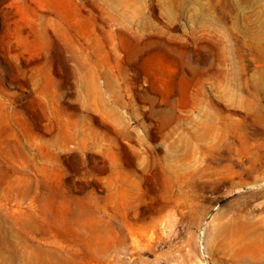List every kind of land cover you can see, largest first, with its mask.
<instances>
[{
  "label": "rangeland",
  "instance_id": "obj_1",
  "mask_svg": "<svg viewBox=\"0 0 264 264\" xmlns=\"http://www.w3.org/2000/svg\"><path fill=\"white\" fill-rule=\"evenodd\" d=\"M263 229L264 0H0V264H264Z\"/></svg>",
  "mask_w": 264,
  "mask_h": 264
},
{
  "label": "bare ground",
  "instance_id": "obj_2",
  "mask_svg": "<svg viewBox=\"0 0 264 264\" xmlns=\"http://www.w3.org/2000/svg\"><path fill=\"white\" fill-rule=\"evenodd\" d=\"M238 60H239V64L240 67L242 66V62H243V53H242V49H239V54H238ZM247 239V237H246ZM248 240L252 243H257V242H261L264 243V229L261 230L260 232H255L253 235H250V237L248 238ZM236 242V239H235Z\"/></svg>",
  "mask_w": 264,
  "mask_h": 264
}]
</instances>
